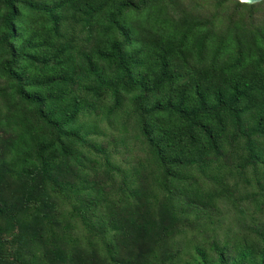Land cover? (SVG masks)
<instances>
[{
	"label": "trees",
	"instance_id": "obj_1",
	"mask_svg": "<svg viewBox=\"0 0 264 264\" xmlns=\"http://www.w3.org/2000/svg\"><path fill=\"white\" fill-rule=\"evenodd\" d=\"M215 5L0 0V264H264L216 228L264 209V3Z\"/></svg>",
	"mask_w": 264,
	"mask_h": 264
},
{
	"label": "rangeland",
	"instance_id": "obj_2",
	"mask_svg": "<svg viewBox=\"0 0 264 264\" xmlns=\"http://www.w3.org/2000/svg\"><path fill=\"white\" fill-rule=\"evenodd\" d=\"M186 4L191 5L193 7H197L199 9H207L208 11L216 10L215 0H184ZM261 3H264L261 2ZM264 16V7H260L256 10V17ZM99 126L102 131L105 132L102 139H112L114 138L116 141L112 143L111 150L116 151L117 158H128L129 160H133L138 153L139 150V142L133 136V132L130 130V138H129V148H126L124 144L121 142V131L118 127V124H109L108 120H101L99 122ZM241 194L239 196L242 199L238 200L243 206L247 207L251 210L249 213L242 215V213L237 210L232 204H222V214L219 217V223L216 228L220 235H224L227 232H230L229 229L237 226L238 222L249 223L251 224L254 220H262L264 218V209L261 211L255 210V199L257 198V194L259 190L257 188H252L248 186L246 183L241 188ZM239 198V197H238Z\"/></svg>",
	"mask_w": 264,
	"mask_h": 264
},
{
	"label": "water",
	"instance_id": "obj_3",
	"mask_svg": "<svg viewBox=\"0 0 264 264\" xmlns=\"http://www.w3.org/2000/svg\"><path fill=\"white\" fill-rule=\"evenodd\" d=\"M240 3H243V4H248V5H253V4H256V3H260L264 0H238Z\"/></svg>",
	"mask_w": 264,
	"mask_h": 264
}]
</instances>
